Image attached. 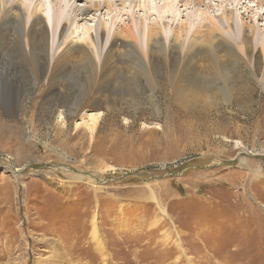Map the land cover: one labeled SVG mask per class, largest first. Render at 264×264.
Here are the masks:
<instances>
[{
	"label": "rangeland",
	"instance_id": "1",
	"mask_svg": "<svg viewBox=\"0 0 264 264\" xmlns=\"http://www.w3.org/2000/svg\"><path fill=\"white\" fill-rule=\"evenodd\" d=\"M20 1L50 22L52 0ZM166 1L170 12L161 9ZM204 3L185 10L175 0H143V8L117 0L111 14L76 17L65 35L77 45L86 32L94 35L96 21L119 27L130 16L192 30L226 9L255 22L264 47V7L249 0ZM161 34L165 40L170 29ZM39 62L36 75L23 66L6 87L0 82V264H264L259 76L243 68L234 76L235 85L250 89L245 103L242 95L230 105L174 102L158 69L156 103L140 78L128 90L135 104L125 106L110 91L93 102L82 87L85 74L60 76L53 89L46 61ZM214 93L196 97L221 98ZM96 114L88 132L87 116Z\"/></svg>",
	"mask_w": 264,
	"mask_h": 264
},
{
	"label": "bare ground",
	"instance_id": "2",
	"mask_svg": "<svg viewBox=\"0 0 264 264\" xmlns=\"http://www.w3.org/2000/svg\"><path fill=\"white\" fill-rule=\"evenodd\" d=\"M118 1L122 3L123 0ZM175 1L180 4L178 0ZM249 1L255 2L257 7H264V0ZM52 2V16L46 24L47 30L35 7L27 12L20 0H0V82L3 81L1 84L5 87L10 84V73L19 74L24 71L23 66L32 74L38 73L39 60H45V75H48V84L53 89L56 84H60V76L85 74L82 87L88 94L91 93L93 102H100L104 97L102 92L110 91L125 106L134 105V98L128 90L133 83L138 86L137 80L142 78L150 89L153 99L151 102L156 103L153 93L160 84L158 69H163L165 80L162 84L169 87L170 98L174 102L194 99L196 103L209 100L210 103L230 105L234 100H239L237 96H244L241 101L249 98L250 89L233 82L241 68L248 71L254 79L259 76L258 83L264 91V47L259 46V28L255 22L248 25L243 16L235 11L224 9L217 17L204 16V22L194 26L192 30L186 24L154 22L144 25L141 20L137 22L132 16H128V22L119 27L114 26L113 22L107 25L96 21L94 35L86 32L83 42L75 45L74 40H69L70 36L66 38L65 35L69 26L76 23L73 22L75 18L88 12L96 14L105 11L111 14L118 6L117 0ZM132 2L138 8L144 7L143 0ZM204 2L205 0H190L178 5V8L186 10L192 5L203 6ZM161 9L170 12V3L166 1ZM25 26L27 30L24 31L22 28ZM166 27L171 34L163 40L161 31ZM138 41H142L144 46H139ZM95 47H98L99 56L93 53ZM59 49L61 52L57 55L56 50ZM101 53L103 57L100 61ZM259 53L263 56L261 63L258 61ZM119 63H126L130 72H121ZM3 75H6L5 79ZM36 80L35 77L34 81ZM14 86L17 89L20 84L14 82ZM119 86L122 88H118ZM214 92H218L221 98L204 95L196 97L200 94H215ZM113 100L115 103V99ZM246 101L247 99L243 100L244 103ZM263 102L264 97L261 98V106ZM87 117L90 118V124L86 126L89 132L97 125L98 114ZM258 117H264L263 110H259ZM93 235L97 239L95 231Z\"/></svg>",
	"mask_w": 264,
	"mask_h": 264
}]
</instances>
